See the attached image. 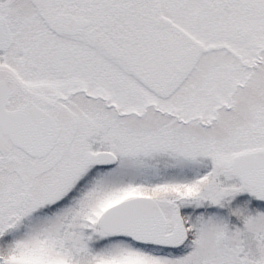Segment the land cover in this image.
<instances>
[{
    "label": "snow or ice",
    "instance_id": "6c2138e0",
    "mask_svg": "<svg viewBox=\"0 0 264 264\" xmlns=\"http://www.w3.org/2000/svg\"><path fill=\"white\" fill-rule=\"evenodd\" d=\"M0 264H264V0H0Z\"/></svg>",
    "mask_w": 264,
    "mask_h": 264
}]
</instances>
